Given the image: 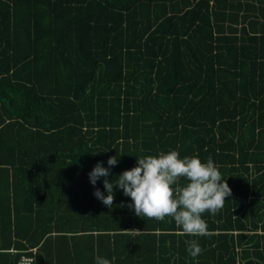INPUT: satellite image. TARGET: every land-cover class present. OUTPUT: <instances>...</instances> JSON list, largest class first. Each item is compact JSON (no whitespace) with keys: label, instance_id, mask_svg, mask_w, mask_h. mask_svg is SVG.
Returning a JSON list of instances; mask_svg holds the SVG:
<instances>
[{"label":"trees","instance_id":"trees-1","mask_svg":"<svg viewBox=\"0 0 264 264\" xmlns=\"http://www.w3.org/2000/svg\"><path fill=\"white\" fill-rule=\"evenodd\" d=\"M173 150L231 189L201 214L209 236L137 216L115 186L111 209L93 195L97 162L118 157L115 182ZM33 248L35 264H264V0H0V264Z\"/></svg>","mask_w":264,"mask_h":264},{"label":"clouds","instance_id":"clouds-1","mask_svg":"<svg viewBox=\"0 0 264 264\" xmlns=\"http://www.w3.org/2000/svg\"><path fill=\"white\" fill-rule=\"evenodd\" d=\"M107 151V150H106ZM177 151L160 154L158 157L144 156L136 158V166L122 172L115 182L109 181L110 169L119 161L117 156L107 160L109 167H103L97 162L88 173L89 182L93 186L103 178V188L107 195L96 188L93 195L109 209L114 203V186L123 191V195L130 197L133 203L128 207L141 217L154 218L163 221L172 217L182 232L190 236H209L211 233L201 214L209 212L216 214L225 204V197L231 196V189L222 177L221 172L214 166L209 157L203 164L198 157L178 158ZM185 178L188 183L177 189L179 195L173 198V185L178 178ZM179 209V210H178ZM192 258L203 253L196 240H192L187 249ZM29 264H34V257ZM95 264H111L110 260L99 255L95 257Z\"/></svg>","mask_w":264,"mask_h":264},{"label":"built area","instance_id":"built-area-1","mask_svg":"<svg viewBox=\"0 0 264 264\" xmlns=\"http://www.w3.org/2000/svg\"><path fill=\"white\" fill-rule=\"evenodd\" d=\"M27 251H31L32 254L31 255H29V254H22V256H21L18 264H29L31 258L34 257V252H35V249L34 248L33 249H29ZM34 264H35V257H34Z\"/></svg>","mask_w":264,"mask_h":264}]
</instances>
